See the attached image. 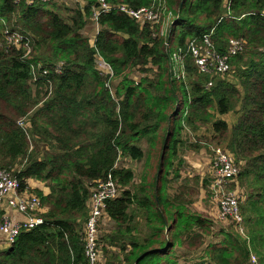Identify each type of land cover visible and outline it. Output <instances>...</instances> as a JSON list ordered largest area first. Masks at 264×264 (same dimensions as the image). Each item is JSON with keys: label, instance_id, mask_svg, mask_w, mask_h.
Returning a JSON list of instances; mask_svg holds the SVG:
<instances>
[{"label": "trees", "instance_id": "obj_1", "mask_svg": "<svg viewBox=\"0 0 264 264\" xmlns=\"http://www.w3.org/2000/svg\"><path fill=\"white\" fill-rule=\"evenodd\" d=\"M83 1L78 9L66 8L70 15L64 17L53 2L0 0V169L29 157L13 172L20 191L31 180L49 188L28 191L41 201L44 223L0 247V264H89L84 226L91 189L109 176L120 194L107 201L106 216L118 226L117 235L130 239L120 247V264H175L174 249H194L210 234L212 221L189 211L179 197H168L164 168L184 145L181 132L205 125L241 169L231 187L245 190L241 213L248 231L246 238L223 231V241L209 244L194 264H256L252 255L264 264V0H108L134 10L162 5L166 11L156 24L140 23L119 9L103 13L93 46L82 31L98 4ZM7 29L31 37L27 58L7 45ZM206 35L221 53L231 39L243 42L244 51L231 62L237 83L201 74L190 55L184 60L190 83L175 77L173 55L186 53L189 41ZM97 57L112 76L99 71ZM136 69H155L157 77L137 83L128 74ZM234 111L240 114L233 127L218 119ZM31 139L54 152L44 159L31 154ZM143 139L148 162L155 152L160 155L159 170L155 181L132 190L134 173L117 168V162L122 156L141 161ZM205 185L211 193L212 178ZM133 205L145 212L151 234L144 240L133 238ZM3 215L0 208V223ZM120 237H110L111 244L118 246Z\"/></svg>", "mask_w": 264, "mask_h": 264}, {"label": "rangeland", "instance_id": "obj_2", "mask_svg": "<svg viewBox=\"0 0 264 264\" xmlns=\"http://www.w3.org/2000/svg\"><path fill=\"white\" fill-rule=\"evenodd\" d=\"M53 4L56 5L58 11L64 17H69V10H66V8L70 10L78 9L82 3L80 0H63L62 2H53ZM87 23L88 24L82 31V34L89 40H93L95 31L97 29L100 31V26L95 25V23L90 19ZM100 61L101 60L96 59L97 67V64ZM241 66L244 65L242 64ZM235 68L238 71L239 67L237 68V65H235ZM154 70L150 69L146 73H143L141 69H136L131 71V73L129 72L128 74L134 81L139 83L145 76H148L152 80L156 79V70ZM233 71L234 69L232 68V72L224 77L228 78L229 81L237 83L238 77L237 74L235 76ZM211 78L212 76H210V79ZM192 79L195 81L196 76H193ZM118 81H116L114 85H117ZM185 81L189 84L191 79L189 80L186 77ZM210 83L211 82H209V84ZM114 91L115 89L112 88L111 92L113 95L115 94ZM51 93L52 91L48 96H50ZM239 114L234 111L224 116H218V119L225 120L229 127H233L238 121ZM20 124L23 125V123ZM180 139L184 145L179 143L180 145L176 152V156L171 159L168 162V166L164 168L166 193L169 198L179 197L182 201H184V204L187 205L186 207L189 211L198 213L204 218L212 221L210 234L202 235V240L195 245L194 249H189L187 245H184L183 247L177 246L173 251L171 259L175 264H194L201 260L200 257L204 255V250L209 244H220L223 241V231L229 233H239L243 238H246L248 227L244 222V216L243 224L241 226H238L231 221H222L219 219L217 201L214 199L213 193H210V190H208V187L205 185L206 182L210 184L211 178L214 179L212 166H214L216 162V155L214 154L213 150L219 147L221 149L227 150L224 146H217V141L214 140V132L212 131L211 126L205 125L197 132L186 127L181 132ZM193 145H196L198 149H194ZM138 146H140L144 151V158L141 161H135L131 158L122 156L117 162V168H126L134 173V180L129 186V189L132 190L138 189V187L144 182L147 185V183L155 181L156 173L159 170L158 161L160 155H158V152L154 153V160L148 162L147 159L150 151L146 139L141 140L138 143ZM29 152L31 154L37 152L39 158L44 159L51 155L54 151L53 148H50L49 144L42 143L37 139L36 141L31 139ZM28 158L29 157L20 158L11 167L7 166L2 169H7L10 172L19 171L28 161ZM230 190L235 191L241 196L242 205V202L245 201V190H243V188L239 185H237V188L230 186ZM129 213L132 216V227L134 228L133 238L144 240L151 234L148 227L146 226L145 212L141 209H138L136 205H133L130 208ZM117 230L118 226L116 223L105 216L100 227L98 228V240L101 249L105 247L104 252L106 250L107 253L105 256L103 255L101 264H120V260L123 259L120 247L125 241L130 239L128 236L121 234L117 235ZM114 236H123L120 237L118 242H115L118 246L111 244L112 238L110 237ZM125 237L127 239H125ZM4 246H6V243L0 241V247ZM257 261L258 258L255 255H252V262L257 264ZM162 264L167 263L164 262Z\"/></svg>", "mask_w": 264, "mask_h": 264}, {"label": "built area", "instance_id": "obj_3", "mask_svg": "<svg viewBox=\"0 0 264 264\" xmlns=\"http://www.w3.org/2000/svg\"><path fill=\"white\" fill-rule=\"evenodd\" d=\"M23 0H16L20 3ZM28 5L36 2L51 3L62 2L63 0H24ZM97 8L94 9L91 20L98 25V20L103 13L119 9L136 21L159 23L162 12L166 11L165 6H152L134 10L127 6H115L108 0H97ZM171 17V13L169 14ZM6 42L9 47L22 50L27 58L32 52L31 37L25 36L20 32L5 30ZM244 51V44L241 40L231 39L225 53L218 52L209 35L203 36L200 40H191L187 43L186 53L179 50L173 55L175 62L174 74L177 79H185V57L190 55L198 71L212 77L225 76L232 71L231 62L233 58ZM101 60L97 65L103 75H113L111 67ZM57 73L61 72V65L57 67ZM35 74V70H34ZM43 71V75H47ZM36 76V75H35ZM212 83L209 84L211 86ZM216 155V162L212 166L214 179H212L211 190L214 199L217 201L218 217L222 221H231L238 226L243 224L241 213V196L235 191L230 190V186L239 176L241 169L236 164L234 157L225 149L216 148L213 150ZM237 188V186H236ZM25 191H20L19 179L13 172L7 169H0V208L4 212L0 223V241L5 242L6 246L12 244L23 231H28L44 223L40 214L44 211L41 201L37 196ZM92 196L90 199V214L85 226V247L89 264H101L103 253L99 243L98 228L106 216L107 201L116 198L119 194V187L109 176L107 180H98L92 186ZM16 213L22 217L21 220H14L12 214Z\"/></svg>", "mask_w": 264, "mask_h": 264}, {"label": "crops", "instance_id": "obj_4", "mask_svg": "<svg viewBox=\"0 0 264 264\" xmlns=\"http://www.w3.org/2000/svg\"><path fill=\"white\" fill-rule=\"evenodd\" d=\"M80 1H81V3H82L80 7L84 6V1H83V0H80ZM94 23H95V22H94ZM95 25H97V24L95 23ZM87 28H88V27H87ZM98 32H99V29H97V30L95 31V36H94L93 40H90L91 44L93 43L92 46H93L94 43H95V39H96V37H97ZM35 189L41 190V191H43L44 193H48V192H49V188H48L47 186H45L44 183L39 182V181H37V180H31L30 183H29V186H28V190H29V192H31V190H35ZM12 216H13V219L16 220V221L22 219V217H20V215H19V214H16V213H13ZM107 217H108V216H107ZM108 219H109V218H108Z\"/></svg>", "mask_w": 264, "mask_h": 264}]
</instances>
